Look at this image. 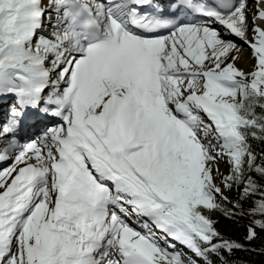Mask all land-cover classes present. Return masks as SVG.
<instances>
[{
	"label": "snow or ice",
	"instance_id": "1",
	"mask_svg": "<svg viewBox=\"0 0 264 264\" xmlns=\"http://www.w3.org/2000/svg\"><path fill=\"white\" fill-rule=\"evenodd\" d=\"M0 162V264H246L264 0H0Z\"/></svg>",
	"mask_w": 264,
	"mask_h": 264
},
{
	"label": "trees",
	"instance_id": "2",
	"mask_svg": "<svg viewBox=\"0 0 264 264\" xmlns=\"http://www.w3.org/2000/svg\"><path fill=\"white\" fill-rule=\"evenodd\" d=\"M244 223H246V221H241L239 225L231 221H224L220 225V228L227 235L239 239L242 237L244 232V227H243ZM261 235L264 236V234ZM252 246L257 249L264 247V241H262L261 239L254 240L252 242ZM231 259L236 261H243L246 262V264H264V252H260V251L245 252L238 250L233 254Z\"/></svg>",
	"mask_w": 264,
	"mask_h": 264
},
{
	"label": "rangeland",
	"instance_id": "3",
	"mask_svg": "<svg viewBox=\"0 0 264 264\" xmlns=\"http://www.w3.org/2000/svg\"><path fill=\"white\" fill-rule=\"evenodd\" d=\"M221 167L223 168V167H224V165L222 164V165H221Z\"/></svg>",
	"mask_w": 264,
	"mask_h": 264
}]
</instances>
